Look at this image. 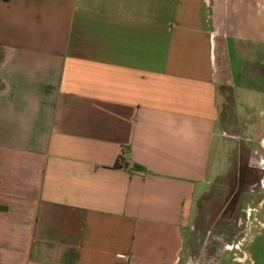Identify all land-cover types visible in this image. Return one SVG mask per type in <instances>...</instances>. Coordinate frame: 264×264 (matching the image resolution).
Segmentation results:
<instances>
[{
	"label": "crops",
	"instance_id": "0c3cea01",
	"mask_svg": "<svg viewBox=\"0 0 264 264\" xmlns=\"http://www.w3.org/2000/svg\"><path fill=\"white\" fill-rule=\"evenodd\" d=\"M263 125L264 0H0V264H264L214 213Z\"/></svg>",
	"mask_w": 264,
	"mask_h": 264
},
{
	"label": "rangeland",
	"instance_id": "374dc122",
	"mask_svg": "<svg viewBox=\"0 0 264 264\" xmlns=\"http://www.w3.org/2000/svg\"><path fill=\"white\" fill-rule=\"evenodd\" d=\"M262 128V132L259 136H256L260 147V155L256 163L249 166L246 159L248 153L245 150L231 153L234 160L233 166L227 170L224 183L219 185L217 190L221 196L218 197V206L214 208V213L219 214V219L220 217L222 219L220 220L222 224L219 223V225L224 226L226 224L229 228V236L224 235L229 239L231 238L232 243H229L226 247L235 255L240 252L236 249V245L247 237L251 227L256 223L259 212L264 210V182L261 183L262 178L264 179V164L262 163L264 158V143L262 142L264 127ZM231 138L236 141H244L238 136H232ZM222 233L221 228H218L212 233H206L207 236L200 241L220 239ZM211 245L214 244L211 243ZM195 254L197 253L195 252ZM188 264L204 263H200L198 258L193 256Z\"/></svg>",
	"mask_w": 264,
	"mask_h": 264
},
{
	"label": "built area",
	"instance_id": "2783aa9c",
	"mask_svg": "<svg viewBox=\"0 0 264 264\" xmlns=\"http://www.w3.org/2000/svg\"><path fill=\"white\" fill-rule=\"evenodd\" d=\"M262 142L264 143V139H263ZM262 163L264 164V158L262 159ZM261 182L262 183L264 182V179L263 178H262ZM241 248H242V243H239V244L236 245V249H238L240 252H241Z\"/></svg>",
	"mask_w": 264,
	"mask_h": 264
}]
</instances>
